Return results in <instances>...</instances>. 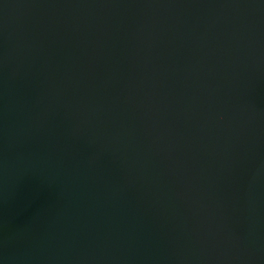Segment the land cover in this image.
I'll return each instance as SVG.
<instances>
[{
    "label": "water",
    "instance_id": "95a60500",
    "mask_svg": "<svg viewBox=\"0 0 264 264\" xmlns=\"http://www.w3.org/2000/svg\"><path fill=\"white\" fill-rule=\"evenodd\" d=\"M0 264H264V0H0Z\"/></svg>",
    "mask_w": 264,
    "mask_h": 264
}]
</instances>
